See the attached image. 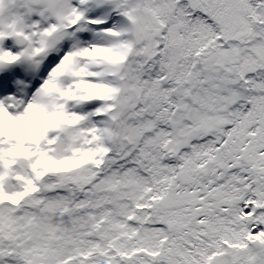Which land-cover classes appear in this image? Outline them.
Listing matches in <instances>:
<instances>
[{
	"label": "snow or ice",
	"instance_id": "1",
	"mask_svg": "<svg viewBox=\"0 0 264 264\" xmlns=\"http://www.w3.org/2000/svg\"><path fill=\"white\" fill-rule=\"evenodd\" d=\"M0 264H264V0H0Z\"/></svg>",
	"mask_w": 264,
	"mask_h": 264
}]
</instances>
